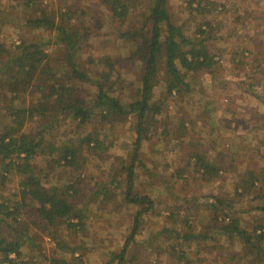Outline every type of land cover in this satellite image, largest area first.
Returning a JSON list of instances; mask_svg holds the SVG:
<instances>
[{"label": "trees", "instance_id": "1", "mask_svg": "<svg viewBox=\"0 0 264 264\" xmlns=\"http://www.w3.org/2000/svg\"><path fill=\"white\" fill-rule=\"evenodd\" d=\"M12 1L15 2L13 6L21 13H34L33 16L26 17L21 24L24 27L47 30L50 34L53 32V38L64 46V56L62 66L54 68L50 65L42 41H20L11 47L0 44V54L6 56L0 63V96L7 102L3 112H0V177L6 181L18 178L17 185L21 193L18 198L0 200V264H36L23 252L27 243L33 244L27 225L23 224V221L35 229L40 228L42 224L51 228L62 226L69 233L83 232L86 229V210L76 203L79 195L76 179L72 182L64 181L59 185H47L48 174L42 172L36 163L44 157L49 159L46 163L49 167L55 165L61 170L72 169L77 174H82L87 171L91 157L99 156L98 151L104 150V144L92 135H86L73 142L54 143L48 130L56 127L60 121L75 125L78 129L93 121L107 124L115 115H127L135 118L136 126L131 161L126 168L128 186L124 198L127 203L139 207V210L135 213L131 232L121 252L113 257V260L117 261L116 264H126L128 249L136 244L135 236L142 223L141 217L155 207L152 197L133 194L132 189L135 169L137 166H143L139 151L142 144L149 140L150 122L156 121L155 118L162 113L163 107L153 100L161 80V72L168 78L163 84L165 100H170L178 110L186 105V98L189 105V101L194 99V88L190 80L204 73L213 79L223 58V50L213 47L217 39L223 40L218 36L220 20L213 23L209 20L198 21L197 18L219 15L226 5L219 0H185V8L182 10L190 16L193 23V27L185 31V23L179 24L176 18V21L172 19L174 16L169 10V0H95L105 8L106 18L119 25H125L141 1L147 2L150 7L148 21H144L140 28L144 30L149 23L150 33L144 37L136 53V63L142 70L138 78L137 94L124 105L110 95L106 86L108 78H103L100 74H86L80 67L78 61L84 52L85 43L89 40L90 31L88 27H75L74 16L79 11H72L67 4L69 0H60L62 6H58L57 17L45 12L44 0ZM250 1L252 4L250 9L247 7L245 17L247 20L252 16L254 21L251 24V32L254 33L247 40L250 48L243 49L237 57L233 55L234 60H237L236 64L245 69L244 76L249 78L250 82L249 90L256 94L259 89L264 90V83L259 77L264 76V54H260L261 47H264V0ZM62 8L65 11H62ZM241 12L243 13L242 10ZM81 13L83 14L82 11ZM243 15L244 13L237 12L233 21H240ZM8 17H11L13 22L18 20L13 15ZM96 26L101 28L98 23ZM233 27L234 25L231 29ZM138 34L123 32L121 37L127 40L129 37H137ZM46 42L51 43V39L48 38ZM163 63L165 65L161 67ZM84 83L95 87V93L89 103L81 98L80 87ZM30 91L35 93L36 99L33 106L26 107L20 104V97ZM225 94L228 93L225 91ZM258 99L264 110V95L258 96ZM196 102L199 109L194 119L188 117L185 125L197 127L196 123L200 122L203 124L201 127L210 128L212 132L208 133L205 145L200 144V137L196 144H192L190 140L186 141L190 150L184 159L183 168L177 171L176 175L177 178L184 179L186 168L185 170L211 182L223 172L225 162L230 166L237 156L229 158L228 153L219 150L221 134L214 140L211 138L215 131L220 130L215 119L214 105ZM29 122H34V125H38L37 128L28 130L24 140L19 141L16 135L18 130ZM185 125L183 123V126ZM255 130L258 135L253 139L251 146L248 144L246 148L249 151L246 167H230L236 181L231 197L213 196L212 201L205 203H198L193 198L183 199L184 203H189V208L175 206L178 215L175 211L169 213L168 216L174 218L182 213L179 217L181 225L173 230H162V233L168 235L174 231L175 236L170 243V255L173 259L184 261L191 252V244L197 247L219 238L239 245V258H233L237 264H264V204L254 208L258 213L257 219L260 220L253 221L248 230L241 226V216L234 209L238 198L250 196L251 201L264 200V169L257 170L254 164L256 159L264 160V120ZM172 141L178 145L182 143L178 129L173 132ZM107 193L105 186L97 184L93 195L105 198ZM157 202L165 206V202ZM192 202L194 205L190 206ZM197 209L205 212L204 218L194 217ZM5 229L8 234L4 232ZM82 250V246H75L69 249V253L74 255ZM133 259L136 260L134 257ZM71 260L77 259L71 257ZM59 262L71 264L64 259ZM59 262L51 260L53 264Z\"/></svg>", "mask_w": 264, "mask_h": 264}, {"label": "rangeland", "instance_id": "2", "mask_svg": "<svg viewBox=\"0 0 264 264\" xmlns=\"http://www.w3.org/2000/svg\"><path fill=\"white\" fill-rule=\"evenodd\" d=\"M219 1L226 5L219 15L212 14L197 18L198 21L209 20L213 23L220 20L218 36L223 40L217 39L213 47L223 50L221 54L223 58L214 78L205 73L196 78L193 77L190 81L194 88V99L192 98V102L189 101L188 105L186 98V105L178 110L163 96V84L168 78L161 72V80L153 100L163 107L162 113L155 118L156 121L150 122L149 140L142 144L139 151L143 166H137L135 169L132 189L133 194L152 197L155 207L141 217L142 223L135 236L136 244L129 247L126 264H237L239 245L219 238L204 242L197 247L191 244V252L186 260L178 262L170 255V243L173 242L174 231L170 235L162 233V230H173L181 225L179 217L182 213H179L177 218L168 215L176 210L175 206L189 208V203H184L183 199L193 198L198 203H205L212 201L213 196L225 198L232 196L236 181L231 168L246 167L245 162L249 153L246 149L247 145L251 146L253 139L258 135L256 126L264 120L263 106L258 99V96L264 95V90L259 89L256 92L257 96L249 90L250 82L249 78L246 79L244 76L245 69L236 64L237 60H234L233 55L237 57L243 49L250 48L247 40L254 33L251 32V24L254 21L252 16L247 20L245 17L248 12L247 7L250 9L252 3L250 0ZM14 4L12 0H0V44L11 47L20 41H42L43 48L48 53L50 65L60 68L64 46L53 38L55 36L53 32L50 34L44 29L24 27L21 22L26 17L33 16L34 13H21L13 6ZM44 4L45 12L57 17L58 6H62V2L44 0ZM67 4L72 11H79L74 16L75 27H88L90 31L89 40L85 43L84 52L78 61L80 67L86 74L93 76L100 74L103 78H108L109 82L106 86L110 95L127 105L137 94L138 78L142 72L136 63V53L144 37L150 33L149 23L144 30H140L144 21H148L149 5L141 1L134 14L126 20L125 25H119L106 18L105 8L95 0H69ZM184 8L185 0H169V10L174 16L172 19L174 21L177 19L179 24L185 23V31H188L193 27V23L190 21V16L182 10ZM241 10L244 13L243 18L240 21H233L237 12L243 14ZM62 11H65L64 8ZM8 15H13L18 20L13 22ZM96 23L101 25L100 29ZM232 25H234L233 29H231ZM123 32L139 34L137 37L124 40L121 37ZM48 38L51 39V43L46 42ZM234 50H236L235 53H233ZM260 54H264V47H261ZM5 57L4 54H0V63ZM164 65L163 63L161 67ZM259 77L264 83V76ZM80 88H82L81 98L89 103L95 93L94 85L84 83ZM225 91L228 94H225ZM20 99V104L31 107L36 99L35 93L30 91L22 95ZM196 101L214 105L215 119L220 130L215 131L211 138L214 140L221 134V140L218 142L219 150L228 153L229 158L233 155L237 156L232 165L228 166L225 162L223 172L211 182L185 170L186 168H184V179H179L176 175L177 171L183 168L184 159L190 150L186 141L190 140L192 144H196L200 137V144L205 145L208 133L212 132L210 128L201 127L203 124L200 122L196 123L197 127L185 125L188 117L194 119L199 109ZM6 105L7 102L0 96V112H3ZM33 123H25L18 130L16 135L19 141L24 140L28 130L37 128L38 125ZM135 124V118L131 116L115 115L107 124L93 121L76 129L75 125H67L60 121L56 127L48 130L54 143L73 142L86 135H92L103 142L104 150L98 151L99 156L91 157L87 171L82 174H77L72 169L61 170L55 165L49 167L46 165L49 159L44 157L36 163L42 172L48 174L47 185H59L64 181L72 182L76 179V187L79 190L76 203L86 210V229L83 232L69 233L62 226L51 228L46 224L35 229L23 221V224L27 225L29 238L33 240L32 245L27 243L23 247L27 258L35 261L36 264H53L51 260L59 262L62 259L71 264L117 263L113 257L121 252L131 232L135 213L139 210V207L127 203L124 198L128 186L126 168L131 161ZM177 129L183 144L178 145L172 141L173 132ZM254 164L257 170L264 169V160L256 159ZM17 184L18 178L6 181L0 177V200L20 197L21 193ZM97 184L108 189L106 199L104 196L97 198L93 195ZM248 192L252 193L250 190ZM157 201L165 202V206L158 204ZM263 204L264 200L251 201L250 196L236 200L234 209L241 216L242 227L248 230L253 221L260 220L257 219L258 213L254 211V208ZM193 205L192 202L190 206ZM174 213L178 215L177 211ZM187 215L190 216V214ZM196 216L204 218L205 212L197 209L194 217ZM195 226L198 227L196 223ZM4 232L9 233L7 229ZM75 246H82L83 250L71 255L69 249ZM71 257L77 260L72 261Z\"/></svg>", "mask_w": 264, "mask_h": 264}]
</instances>
